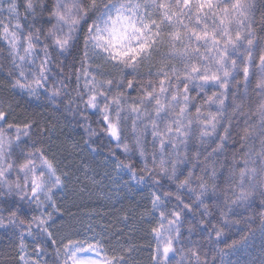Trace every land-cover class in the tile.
<instances>
[{"label": "snow or ice", "instance_id": "snow-or-ice-1", "mask_svg": "<svg viewBox=\"0 0 264 264\" xmlns=\"http://www.w3.org/2000/svg\"><path fill=\"white\" fill-rule=\"evenodd\" d=\"M0 93V230L19 264H139L138 229L151 264H254L257 236L264 257V0H0ZM32 100L107 148L117 191H148L127 238L62 223L70 172Z\"/></svg>", "mask_w": 264, "mask_h": 264}, {"label": "trees", "instance_id": "trees-1", "mask_svg": "<svg viewBox=\"0 0 264 264\" xmlns=\"http://www.w3.org/2000/svg\"><path fill=\"white\" fill-rule=\"evenodd\" d=\"M15 102V99H13V103ZM29 104L37 118L54 129L53 135L56 137V141L53 144V148L58 154L63 153V156L66 157L65 163L68 165L70 175L65 192L58 197L64 210L62 223L66 228L69 225L81 228L92 224L98 230L102 227L106 229V235H115L122 229L124 238H127L128 229L124 226L123 216L128 213L132 216L133 221H137L140 213L144 212L146 207H150V205L145 204V200L149 195L148 191L146 189L142 191L138 186L132 191L127 187L117 191V186L104 177L106 147L100 145L99 141H97L96 153L86 150L81 139L83 129L79 127L75 120H72L71 116L66 117L62 113H54L50 108H45L42 102L35 100L30 101ZM22 112L23 108L17 109V113ZM80 119L82 117H76V120ZM88 121L94 128L98 127L95 116L88 117ZM74 143L81 145V147L74 148ZM85 164L90 166L92 170L90 175L93 173L97 174L96 183L84 179ZM102 177L103 182L101 183ZM163 183L167 186L169 182L165 180ZM172 187L174 188V186ZM89 217H92V219H89ZM184 235L185 237L187 236L186 227ZM193 238L198 239L199 237L194 236ZM149 240V236L145 235L144 231L137 230L135 241L141 250L135 255L138 257L139 264H151ZM18 243L17 237H11L10 234L6 236L3 230H0V264H19L16 259ZM27 243L28 252L32 254L35 249V241L29 238ZM249 251L250 256L246 258L252 260L254 264H260L261 259H264V257L260 253L258 236ZM49 252H52L50 248ZM52 254L54 255V252ZM51 258L52 256L47 257L49 264Z\"/></svg>", "mask_w": 264, "mask_h": 264}]
</instances>
